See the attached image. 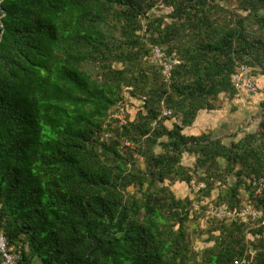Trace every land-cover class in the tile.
<instances>
[{"label":"trees","instance_id":"obj_1","mask_svg":"<svg viewBox=\"0 0 264 264\" xmlns=\"http://www.w3.org/2000/svg\"><path fill=\"white\" fill-rule=\"evenodd\" d=\"M152 44L181 60L168 80ZM241 64L264 74V0H0V228L20 264H264V217L203 228L194 209L217 188L215 205L264 207V100L255 131L184 132L235 98ZM125 86L144 103L121 129Z\"/></svg>","mask_w":264,"mask_h":264},{"label":"built area","instance_id":"obj_2","mask_svg":"<svg viewBox=\"0 0 264 264\" xmlns=\"http://www.w3.org/2000/svg\"><path fill=\"white\" fill-rule=\"evenodd\" d=\"M150 60L162 69V73L168 80L174 67L181 63V60L173 54L167 53V51L160 45H151V55ZM233 84L238 89L240 93H256L258 91V84L253 73V68L247 64H241L238 66L236 73L233 76ZM134 88L133 86H125L123 90L124 99L121 100L117 106L113 108L110 112L107 125L111 124L112 127H120L121 129L128 122V115L132 114L134 109H131V99ZM140 106L144 103V98L136 99ZM166 114L168 112H165ZM106 136H110L111 132H106ZM251 188L256 194L264 198V177H253L251 179ZM206 188V183L204 181L194 182L192 184V189L195 193L200 192ZM201 203L195 202L194 209L199 210L201 208ZM207 215L219 220H241L245 223H251L264 217V207L258 208L251 204H246L241 208H230L226 205H215L209 203L207 206ZM264 222V219H263ZM22 253L21 247L15 248L11 246L9 238L4 234L0 228V264H20V256ZM238 264H250V260L244 258L237 262Z\"/></svg>","mask_w":264,"mask_h":264},{"label":"rangeland","instance_id":"obj_3","mask_svg":"<svg viewBox=\"0 0 264 264\" xmlns=\"http://www.w3.org/2000/svg\"><path fill=\"white\" fill-rule=\"evenodd\" d=\"M157 11L160 13L169 12L170 8L162 7V10H157ZM254 75L258 84V91L256 92L257 95L250 97L247 94H244L243 98L247 99L246 104H240V103L237 104L234 98L232 99L226 94H221L220 99L218 101L219 108L216 109L217 111H215L214 117L211 118L210 125L214 126L216 123L215 120L217 119L216 121H218V119L220 118L222 123H219L218 125L224 128V130H221V132H218L216 134L214 133L215 136H220L226 139H230L231 136L229 137V135L231 134L237 133L238 136H242L245 134V132L255 131L257 129L262 119V109L260 102L264 100V74L262 75L259 73H254ZM136 102H138L136 100V97H133L130 102L132 104L130 110L134 108L137 109L139 104ZM134 113L135 111L132 112V115ZM173 121L174 120L167 122L169 127H172ZM224 123L226 124L224 125ZM189 131L191 133L197 132L196 128L191 129ZM183 161L186 165L192 166L194 164L195 157L189 154H185ZM139 163L140 165H143L142 158L139 160ZM192 184L190 185L185 182H177L172 186V189L175 191L178 197H182V198L186 196L194 197L195 194L197 193H195L194 190L192 189ZM219 191H220L219 188H217L213 190L212 195L210 197H203L202 203L204 205L209 203L214 204V200L217 198ZM208 218H209L208 215L202 218L201 226L203 228L207 227L209 220ZM188 226H189V232L191 233L193 239V243H194L193 245L197 250L201 251L207 246L212 244L204 240L206 235L200 236L199 231L195 229L196 228L195 222L191 221ZM32 264H39V261L36 260Z\"/></svg>","mask_w":264,"mask_h":264},{"label":"crops","instance_id":"obj_4","mask_svg":"<svg viewBox=\"0 0 264 264\" xmlns=\"http://www.w3.org/2000/svg\"><path fill=\"white\" fill-rule=\"evenodd\" d=\"M244 94H247L250 97H253V96L257 95V93H248V92L240 93V92H238V94L234 98V100H236L237 104H239V103L240 104H246L247 103L246 102L247 99L243 98ZM215 111H217V110H205V109L201 110L199 112L195 122L193 123V125L186 127L184 132L186 134H197L198 135V134H202V133H205V132H211L213 134L214 133L216 134L218 132H221V130H224V128H222V127H220V125H218L219 123H222L220 118L218 119V121H216L217 119L215 120L216 123H215L214 126L210 125V122H211L210 120H211L212 117H214ZM225 124L226 123H224V125ZM195 128H196L197 132L191 133L189 131V130L195 129Z\"/></svg>","mask_w":264,"mask_h":264}]
</instances>
